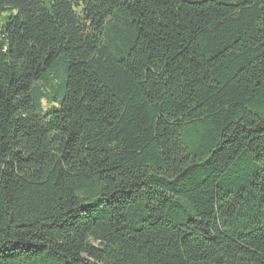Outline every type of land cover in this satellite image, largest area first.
Here are the masks:
<instances>
[{
  "label": "trees",
  "instance_id": "1",
  "mask_svg": "<svg viewBox=\"0 0 264 264\" xmlns=\"http://www.w3.org/2000/svg\"><path fill=\"white\" fill-rule=\"evenodd\" d=\"M0 264H264V0H0Z\"/></svg>",
  "mask_w": 264,
  "mask_h": 264
},
{
  "label": "rangeland",
  "instance_id": "2",
  "mask_svg": "<svg viewBox=\"0 0 264 264\" xmlns=\"http://www.w3.org/2000/svg\"><path fill=\"white\" fill-rule=\"evenodd\" d=\"M50 107V103L47 101H44V108H49Z\"/></svg>",
  "mask_w": 264,
  "mask_h": 264
}]
</instances>
